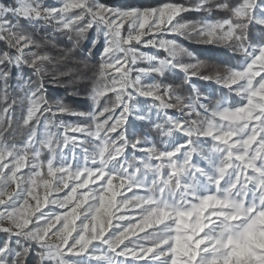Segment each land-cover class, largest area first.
I'll use <instances>...</instances> for the list:
<instances>
[{
    "label": "rangeland",
    "instance_id": "obj_1",
    "mask_svg": "<svg viewBox=\"0 0 264 264\" xmlns=\"http://www.w3.org/2000/svg\"><path fill=\"white\" fill-rule=\"evenodd\" d=\"M247 4V7L238 10L244 14L249 9L255 19L264 20L258 17L257 11L254 16V7ZM64 5L68 7L65 9ZM60 6L50 11L28 0L31 10L26 20L52 21L56 12L65 13L74 4L66 2ZM175 14L174 8L160 10L155 16L144 14L142 25L148 29L144 36L151 40L154 38L153 33L159 34L155 37L157 47L147 48L145 52L137 50L153 56V60L159 58L156 50L159 49L160 41L168 40L166 35L170 34L163 33ZM60 23L63 24L64 20ZM7 24V19H0V26L5 28ZM177 31L178 28L175 29ZM164 50L173 56L172 44ZM172 61L173 58H170L164 65H153V62L140 55L136 58V63H146L144 69L147 75L172 67ZM245 64L246 61L232 73L228 81L229 86L236 88L243 100L242 105L229 110L224 101L218 106L215 119L209 121L204 130L189 132L211 141L206 155H200L183 136L182 143L175 142L164 149L160 160L147 151L140 159L144 172L139 173L124 165L115 167V159L124 155L117 140H108L97 129L86 130L68 124L63 132V145L66 146L63 151L66 149V155L57 175L41 182L26 181L21 174L26 167L23 156L17 157V162L8 160V156L0 158V204L7 203L13 196L16 197L13 203L18 204L14 218L7 215L3 217V226L31 223L35 232L45 228L50 231L62 223L65 235L86 227L89 235L102 229L115 232L127 228L137 233L157 227L164 234L163 241L157 247L173 243L176 257L192 253L203 242L200 240L201 233L209 229L211 234L205 239L223 236L224 243L220 251L231 247L230 255L237 253L245 256L252 248L264 246V213L256 211L264 204V81L258 80L264 72V58L257 57L246 68ZM116 73L121 82L120 73ZM129 78H134V74L130 73ZM126 85L128 89L141 91L132 83ZM119 89L120 86H117L114 91L118 92ZM143 91L147 92L144 87ZM121 103L127 105L128 101L120 100ZM130 103V111L139 114V109L132 101ZM130 111L125 108L126 118ZM120 115L114 116L116 123H121L117 119ZM84 141L95 143V150L86 149ZM187 171L192 174L189 175ZM39 174V168L35 167L32 177ZM169 185L174 187L173 191ZM98 211H103L105 216L99 218ZM57 216L59 219L55 218ZM244 221H247L245 227L248 229L245 239L234 240L225 225L235 227ZM59 237L60 233L53 234L48 237L47 243L59 244ZM193 240L197 244H193ZM216 243H219V239ZM73 264L89 262L86 257H78L73 258ZM116 264L136 262L117 259Z\"/></svg>",
    "mask_w": 264,
    "mask_h": 264
},
{
    "label": "trees",
    "instance_id": "obj_2",
    "mask_svg": "<svg viewBox=\"0 0 264 264\" xmlns=\"http://www.w3.org/2000/svg\"><path fill=\"white\" fill-rule=\"evenodd\" d=\"M30 1L41 8L66 2H71L74 6L65 13L56 12L52 21H19L10 16L7 18L8 24L4 28V34L0 36V39H5L20 56V66H15L17 78L11 80L12 90H9L10 96L15 98L13 110L10 102L9 110L5 112L6 96L0 91V158L8 156V160L17 162L16 158L23 156L26 167L21 174L26 181L41 182L58 174L66 155V149L63 151L66 147L63 145V132L68 124L81 126L86 130L97 129L105 134L108 140H117L124 155L115 159V167L124 165L139 173L144 172L140 159L147 151L160 160L164 149L169 144L182 143L183 136L200 155H206L211 141L189 132L204 130L208 122L215 119L218 106L224 101L227 102L226 107L229 110L242 105L243 100L237 94L236 88L229 86L228 81L232 73L240 69L249 58L246 50L252 47L251 43H264V20L255 19L249 9L241 16L215 8L211 14H208L207 10L187 11L180 17L175 14L173 18H177L179 22L190 24L178 28L176 34L166 35L168 40L175 43L172 44L173 56L160 49L156 50V55L159 58H173L177 63L166 69L152 71L145 77L143 87L153 94V98L134 96L132 104L139 109V114L130 111L128 123L124 125L116 123L114 116L121 113L120 100H126L128 88L126 83L122 85L123 82L119 81V75L114 70L102 66L101 53L105 42L102 28L97 29L94 26L87 33L79 30V16L84 15L82 5L90 0ZM247 2L252 7L256 6V0ZM165 3L185 7H196L199 3L211 4L213 7L216 3H230L233 7L239 5V8L244 6L240 0H109V5L117 10H120L121 5L131 4L136 10H141L142 7L155 8ZM256 11L258 17L264 18V6ZM228 15H231L230 26L226 25L225 28L217 30L216 43H203L202 36L198 34L204 26L202 22H216L227 18ZM61 20H64L63 24L60 23ZM64 25L72 29L67 34L62 31ZM226 30L230 31V36H224ZM21 31L31 34L27 43L36 45L34 51H26V46L20 51L21 47H17ZM137 49L141 52L147 51V48L139 45ZM40 52L44 55L39 58V70L32 77L31 70L26 69V65ZM188 52L193 53L194 57L188 55ZM137 64L146 68L144 62ZM69 65L79 71L70 76H60L53 71L54 67L63 69ZM181 65L195 69L196 74L204 72L209 80L185 79L183 72L174 69ZM25 72L28 74L25 75ZM54 75L57 77V83L52 82ZM77 76H82L83 79L78 82ZM21 78L25 81L31 78L30 86L37 92L41 81L43 84L46 100L40 104L42 110H35L30 119L25 118L28 109L25 92L28 85L26 83L18 88V80ZM117 86H120V89L115 92ZM71 90L79 92L69 95ZM31 98L29 95L28 99ZM59 102L76 112L88 115L85 118L53 115L50 103ZM172 116H175L174 119ZM95 146V143L84 141L86 149L94 151ZM35 167L39 168L40 174L32 177ZM169 189L173 191L174 187L169 185ZM97 215L99 218L105 216L103 211H98ZM125 238L134 248L153 244L157 247L163 241L164 234L159 228L152 227L137 233L128 230ZM0 239L9 244L13 251L18 250L20 245L30 247L34 250L31 255L32 264H35L34 257L39 252L35 242L6 233H0ZM235 256L245 257L237 253Z\"/></svg>",
    "mask_w": 264,
    "mask_h": 264
},
{
    "label": "snow or ice",
    "instance_id": "obj_3",
    "mask_svg": "<svg viewBox=\"0 0 264 264\" xmlns=\"http://www.w3.org/2000/svg\"><path fill=\"white\" fill-rule=\"evenodd\" d=\"M245 7L248 6L247 0H240ZM239 3V4H240ZM264 6V0H256V6L253 8V15H256V9ZM50 11H55L60 8L57 6H44ZM65 9L68 5L63 6ZM79 7V5H78ZM174 8L177 13V17H180L182 13L187 11H205L211 14L213 8L221 11L227 10L228 12H234L236 16L243 15L242 11L238 10V6H231L230 3H216L214 7L211 4L199 3L196 7H185L181 5H175L172 3H165L162 6L136 10L134 5H121L120 10L109 5V0H90V2L84 3L82 8L84 15L79 16L81 24L79 30L81 32H89L94 26L97 29L102 28L103 36L105 38V46L101 53L102 66L119 72L123 83H132L136 88H140L141 91L127 90V96L125 99L128 101L127 105L121 103V115L117 119L124 125L128 123V118L124 115V110H131V101L134 96L143 98H153L151 92L143 91L144 79L147 73L143 67L136 63L137 55H140L144 59L159 65H164L167 62L166 57L155 58L153 56L142 54L137 50V46L145 48H156L157 37L159 34L153 33V39H146L144 33L148 30L142 25V16L144 14H152L155 16L157 12L166 8ZM31 9L28 7V0H0V19H7L12 16L16 20L23 21L28 18V12ZM23 12L24 15H18ZM79 15V14H78ZM231 23V15L227 18L218 20L216 22H202L204 25L199 31V35L202 36V42L205 44L216 43V33L218 29L225 28L226 25ZM190 23H181L177 18H173L172 23L169 24L167 30L163 34H176L175 29L187 26ZM152 25H149L151 27ZM72 29L68 25H64L62 31L67 34ZM4 28L0 26V36H3ZM230 31H224V36H230ZM31 38V34L21 31L20 41L17 47H25L26 51H34L36 45L28 44V39ZM95 43V42H93ZM251 43V42H250ZM170 44H175L170 40H164L159 42V49L163 50ZM252 49L246 50L250 53L249 58L246 60L244 67H248L256 61L257 57L264 58V43H251ZM44 54L42 52L37 53L36 57L26 65V69L31 70V76L39 70V58ZM20 56L17 50L11 48L5 39H0V91H3L6 99L4 104V110H9V103L11 102V108L15 105V98L10 96L11 80L17 78V70L15 66H20ZM177 62L172 61L175 65ZM171 66V65H170ZM174 69H178L183 72L185 79L197 78L208 81V76L201 72L195 73V69L188 68L186 66H179ZM210 71V69H209ZM134 74V78H129V74ZM28 73L25 72V75ZM52 82L57 83V77L54 75ZM259 81H264V72L258 78ZM28 87L25 92V100L28 101V109L26 119H30L35 110L40 109L42 101L46 100L43 95L42 81L39 85V91L31 87V78L25 81L24 79L18 80V88L25 86ZM79 91L71 90L69 95L78 94ZM31 95V99L28 97ZM52 107L50 111L53 115H73L80 118H85L88 113H80L72 110L69 106L62 102L50 103ZM16 197L13 196L7 203L0 204V233H6L9 235H15L21 237L27 241L35 242L39 247V252L34 257L35 264H73V258L86 257L89 264H116L117 258L124 260L135 261L136 264L140 262H146V264H264V246L258 248H252L250 253L245 257H236L230 255L232 249L229 247L224 251H220L224 237L219 238L213 236L211 239H205L211 232L210 229L201 233L199 243L188 256L176 257V253L173 248V243L169 242L163 244L160 247H156L155 244L149 246H137L131 247L125 238L127 228L120 229L112 232L111 230H100L99 232L93 231L92 235H89V229L86 227L83 230L74 231L69 235H65L62 231L63 224L58 223L55 227L49 231L45 229H37L33 231L31 223L26 225H15L14 227H4L3 217L5 215L13 217L16 214L18 204H14L13 201ZM256 211L264 213V204H261L260 208ZM255 214V213H254ZM59 219V216L55 217ZM251 219V217H249ZM223 223V221H220ZM247 221H244L235 227L232 225H225L230 229V235L234 240H244L248 229L245 227ZM15 229V230H14ZM60 233V243L56 245H50L47 243L49 236ZM219 239V243H216ZM193 244H197L196 240H193ZM34 251L30 247H24L20 245L18 250L13 251V248L6 244L3 239H0V264H32L33 257L31 252Z\"/></svg>",
    "mask_w": 264,
    "mask_h": 264
},
{
    "label": "clouds",
    "instance_id": "obj_4",
    "mask_svg": "<svg viewBox=\"0 0 264 264\" xmlns=\"http://www.w3.org/2000/svg\"><path fill=\"white\" fill-rule=\"evenodd\" d=\"M188 55L194 57V54L191 53V52H188ZM53 71L55 73H57L58 75H60V76H70V75H72L74 73H77L79 71V69L69 65V66H67L66 68H63V69L60 68V67H54ZM48 74H51V73H48ZM76 79L79 82L80 80L83 79V77L82 76H77ZM69 83H71V81H69Z\"/></svg>",
    "mask_w": 264,
    "mask_h": 264
}]
</instances>
